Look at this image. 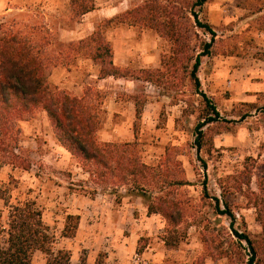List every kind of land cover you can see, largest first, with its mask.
<instances>
[{"label":"rangeland","instance_id":"374dc122","mask_svg":"<svg viewBox=\"0 0 264 264\" xmlns=\"http://www.w3.org/2000/svg\"><path fill=\"white\" fill-rule=\"evenodd\" d=\"M71 1L0 0V32L12 28L32 43L47 45V52L57 57L56 68L72 73V83L91 84L86 87L94 92L98 90L88 76L95 75L98 66L81 64L79 69L78 62L90 60L88 54L98 53L95 49H101L99 53L111 49L109 60L112 49L159 50L155 68H139L144 62L138 60L130 72L137 79L134 97L142 106L141 115L109 120L103 111L99 131L107 122L118 125L127 120L134 134V152L142 162L156 166L167 157L182 171L179 177L188 184L177 189L176 199L183 218L172 225L160 215H147L148 199L128 194L136 185L129 180L117 188L96 185L75 157L54 144L64 149L39 110L29 118H11L12 141H6L24 161L0 165V191L8 203H34L54 239L52 250L68 251L73 264H246L250 250L234 233L251 239L256 264H264V48L257 44L254 32L261 20L246 22L261 1L208 0L203 14L199 13L208 23L218 14L227 17L224 24L213 26L214 44L209 55L201 58L197 72L199 91L207 103L189 81L201 40H210L192 27L195 0H82L93 11L104 10L99 16L83 17L75 16ZM143 5H148L149 18L158 23L180 19L187 45L179 64L171 58V37L165 38L151 23L137 22L136 14L131 23L109 22ZM116 11L121 13L112 17ZM54 87L73 95L61 85ZM98 92L104 98V92ZM150 100L157 103L153 120L144 117V105ZM210 106L219 119L205 125L198 139L195 127L203 118L214 117ZM214 197L221 210L227 203L232 221L215 213ZM6 214L0 200V215L4 219ZM69 215L83 221L72 237L64 238V227L75 222L67 220ZM45 260L43 253L35 252L31 264H45Z\"/></svg>","mask_w":264,"mask_h":264},{"label":"trees","instance_id":"16d2710c","mask_svg":"<svg viewBox=\"0 0 264 264\" xmlns=\"http://www.w3.org/2000/svg\"><path fill=\"white\" fill-rule=\"evenodd\" d=\"M71 2L73 9L77 11L75 16H83L93 10L82 0ZM206 4L208 0H195L191 6L192 27L209 35L210 40L208 42L201 40L200 51L192 60L194 63L189 73V81L207 103L206 95L199 91L197 77L201 58L209 55L216 33L215 28L207 21H202L199 16V13L203 14ZM195 8L199 11L196 12ZM148 9V5H143L136 12H125L110 19L109 22L131 23L134 22L136 14L137 22L151 23V27L165 38L171 37L173 45L171 58L175 64H179L187 45L186 32L179 23L180 19L178 21L170 19L167 24L158 23L154 17L149 18ZM99 50L101 49H95L98 53L92 57L88 54V58L99 67L98 78L132 76L127 70H121L113 65L111 57L108 59L109 49L103 48L102 53H99ZM59 60L61 62L63 57ZM56 63L57 57L47 52V45L32 43L21 32L13 31L12 28L0 32V165H14L24 161L15 154V148L6 141V138L12 141L11 118L25 119L32 116L34 111H43L56 141L78 160L96 185L117 188L124 186L129 180L136 185L128 190V194L133 192L144 200L148 199L147 215H160L165 222L167 220L172 225L180 222L183 216L179 207L180 202L176 199V191L188 184L179 177L182 171L172 165L167 157L156 166L146 165L134 152V142H99L97 132L101 127L100 119L103 114L104 98L100 99L102 93L86 87L82 96L77 97L51 86L48 79L52 70L58 66ZM60 64L64 65L63 62ZM145 81L153 83L151 79ZM133 100L135 118L138 119L142 106H139L135 98ZM210 110L214 117L203 118V122L195 127L198 139L205 125L219 119L216 109L210 106ZM199 148L200 144L196 141V149ZM203 192L206 195L205 186ZM0 200L7 211L4 219L0 215V264H31L35 252H41L46 256L45 264H73L68 251L52 250L54 239L49 235L42 221V213L35 208L34 203L27 201L12 205L8 203L3 191H0ZM212 200L215 213L218 216H227L232 221L233 215L227 208V203H223L224 210H221L219 199L214 197ZM67 220L75 222L72 227H64L62 232L64 238L74 235L79 217L69 215ZM262 230L264 232V223ZM234 234L248 245L251 256L246 264H256L257 251L251 239L247 235ZM78 264L86 263L82 261ZM95 264L104 262L96 261Z\"/></svg>","mask_w":264,"mask_h":264},{"label":"crops","instance_id":"0c3cea01","mask_svg":"<svg viewBox=\"0 0 264 264\" xmlns=\"http://www.w3.org/2000/svg\"><path fill=\"white\" fill-rule=\"evenodd\" d=\"M261 1V5L258 9L251 13L246 18V22L254 20H261V24H257L256 28H254V32L256 34L257 44H260L264 48V0ZM213 4V3H212ZM214 6V5H213ZM209 9V8H208ZM215 9V7L213 8ZM244 11H247L244 8ZM100 12H104V10H92L86 13L83 16H99ZM121 13V11H116V13L111 14L112 17ZM82 16V17H83ZM97 18V17H95ZM225 15H216L213 20L209 21L214 27H218L226 22ZM99 19V17H98ZM101 20V17H100ZM159 55L158 49H112V61L113 65L121 70H127L128 72H133L136 68V63L138 60L144 62V64L139 68L152 69L155 68L157 64V56ZM79 69H81L82 65H93L94 62L91 60L82 59L79 62ZM95 67V66H94ZM99 68V67H98ZM96 68V74H90L88 77L93 80L92 86L96 88V90L104 92V102H103V111L104 115H106L107 119H113L115 116H120V119H125L124 117L134 116L135 114V103H134V86L137 83V79L133 76L127 77H106L104 79L98 78L99 71ZM132 70V71H131ZM72 73L68 72L66 69L56 68L52 71L48 82H50L53 86H62L66 90L70 91L74 96L80 97L82 94L83 88L86 86H91V84L85 85L84 83H72L70 79ZM63 81V85H62ZM68 84V85H67ZM111 84H114L112 87ZM149 84V82H148ZM80 85V86H79ZM119 91V92H118ZM125 94V95H124ZM121 96H124L125 99L121 100ZM125 101V102H124ZM157 107V103L149 101L148 104L144 105L145 115L144 117L147 119H154L155 116V108ZM148 108V109H145ZM143 110V109H142ZM98 139L103 143H128L134 142V134L130 130V124L127 120H121L120 124H112V122H107L102 125L100 131H98ZM53 140V139H52ZM54 144L64 153L66 151L59 147L55 141ZM67 154V153H66ZM78 216V215H77ZM79 217V216H78ZM80 223L83 221L82 218L79 217Z\"/></svg>","mask_w":264,"mask_h":264}]
</instances>
